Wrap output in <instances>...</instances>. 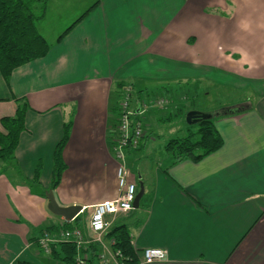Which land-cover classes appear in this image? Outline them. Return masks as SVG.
I'll list each match as a JSON object with an SVG mask.
<instances>
[{
	"label": "crops",
	"instance_id": "crops-1",
	"mask_svg": "<svg viewBox=\"0 0 264 264\" xmlns=\"http://www.w3.org/2000/svg\"><path fill=\"white\" fill-rule=\"evenodd\" d=\"M61 1L76 18H58L63 30L53 40L41 32L49 52L8 80L0 70V132L3 118L27 106L14 162L0 166V264H65L37 244L41 230L57 234L67 222L48 209V190L60 205H82L87 223L97 203L118 196L110 108L119 82L150 100L204 80L243 94L234 112L244 111L215 120L221 148L200 161L154 159L145 153L148 132L126 158L145 187L140 204L108 219L129 227L139 261L146 248L166 251L146 264H264V0H92L82 9ZM68 123L64 170L52 188Z\"/></svg>",
	"mask_w": 264,
	"mask_h": 264
},
{
	"label": "trees",
	"instance_id": "trees-1",
	"mask_svg": "<svg viewBox=\"0 0 264 264\" xmlns=\"http://www.w3.org/2000/svg\"><path fill=\"white\" fill-rule=\"evenodd\" d=\"M47 0H0V70L4 78L8 80L12 72L32 61L44 57L50 50V44L38 29V21L41 20L46 13ZM68 28L59 40L72 28ZM115 100L110 108L114 115L112 125V136L115 134L116 120L119 110V97L121 89L124 87L123 82L116 85ZM237 108L225 107V113L217 115L219 112H207L213 114L211 118L202 119L198 124V128L194 132H190L183 138L171 139L166 144L167 153L171 154L174 163L185 159L200 161L203 158L218 151L222 146V138L215 127V120L229 113H238L245 110L241 106ZM221 110V109H220ZM27 111L26 104L19 105L16 115L13 117H5L1 120L6 133L0 132V160L6 165H10V160L15 159V150L18 146L20 136L25 130V115ZM70 124L64 127V135L58 143L55 151V167L52 188H56L60 183L61 174L64 170L62 161V151L68 140L70 132ZM1 171V170H0ZM39 173L36 174L38 179ZM81 215L77 216L73 222H64L61 229L55 234L58 236L62 230L73 229L75 227L85 228L81 223ZM53 226L46 227L41 230L42 235L53 230ZM51 233V232H50ZM53 234V233H52ZM39 238L37 244L39 249ZM106 238L114 240L112 248L119 249L125 257L130 258L128 264H138V257L132 245V235L126 224L113 225L109 228ZM33 240V238H32ZM36 243V239H35ZM42 251V249H41ZM102 246L99 242L91 241L81 254L87 255V264H102L100 255ZM50 256L55 261L64 262L65 264H76L77 257L80 254L74 242H60L51 245ZM17 264H29L26 261H19Z\"/></svg>",
	"mask_w": 264,
	"mask_h": 264
},
{
	"label": "built area",
	"instance_id": "built-area-1",
	"mask_svg": "<svg viewBox=\"0 0 264 264\" xmlns=\"http://www.w3.org/2000/svg\"><path fill=\"white\" fill-rule=\"evenodd\" d=\"M133 90V86L130 84L121 89L115 134L112 136V150L115 157L120 161L118 196L95 205L87 223V233L84 229L75 227L62 230L58 236L50 232L43 234L39 238V246L45 253H50L53 243L74 242L80 252L76 264H87V255L81 254V251L91 241H95L102 246L100 255L102 264H128L130 258L125 257L121 250H114L112 245L115 241L106 242L104 234L111 227L109 215L116 216L131 212L134 209V201L139 191L137 181L126 164L128 152L139 149L145 136L144 123L140 116L142 108L135 104ZM166 257L167 253L164 249L149 247L143 250L138 264L163 261Z\"/></svg>",
	"mask_w": 264,
	"mask_h": 264
},
{
	"label": "rangeland",
	"instance_id": "rangeland-1",
	"mask_svg": "<svg viewBox=\"0 0 264 264\" xmlns=\"http://www.w3.org/2000/svg\"><path fill=\"white\" fill-rule=\"evenodd\" d=\"M72 3L78 2L76 7L80 9L90 4L92 0H71ZM66 4L61 0H50L48 3L49 12L46 19L39 26L40 32L46 35L49 40H53V36L60 34L63 30L60 27L62 22H70L76 18L73 8L63 6ZM61 21H57V19ZM135 96H137L135 94ZM243 94L234 88L219 87L210 84L204 80L202 85L196 82H183L179 85H172L167 91L158 92V95L150 100L145 96H138L135 104L142 108L141 118L144 123L145 135L151 134L145 153L154 159L161 158L167 153L165 145L173 138H183L190 132H194L198 128V124L189 123L187 117L188 112L197 110L201 112H217L221 114L225 112V107L236 106L238 97ZM239 106V104H237ZM243 104H241L242 106ZM221 109V110H220ZM165 119V120H164ZM168 119V120H167ZM170 119V120H169ZM150 121L149 126L147 122ZM153 121V122H151ZM152 137L155 140H152ZM14 160H10L13 163ZM3 165L0 160V166ZM131 168V162L128 163ZM3 167V166H1ZM135 169V168H133ZM1 170V169H0ZM7 172L13 173L12 170L6 169ZM17 176V175H15ZM89 221V220H88ZM81 223L87 225V215L82 218Z\"/></svg>",
	"mask_w": 264,
	"mask_h": 264
},
{
	"label": "water",
	"instance_id": "water-1",
	"mask_svg": "<svg viewBox=\"0 0 264 264\" xmlns=\"http://www.w3.org/2000/svg\"><path fill=\"white\" fill-rule=\"evenodd\" d=\"M239 110V109H238ZM234 111V110H233ZM225 113V112H224ZM220 115V112L216 113ZM213 114L207 112H201L197 110H192L188 112V121L189 123H198L202 119L211 118ZM145 193V187L142 180L139 182V191L134 201V207H138L140 201ZM46 198L48 199V209L55 215L62 216L65 221L72 222L77 216L83 212L84 207L82 205H69L63 206L60 205L55 197L54 191L52 189L46 192Z\"/></svg>",
	"mask_w": 264,
	"mask_h": 264
}]
</instances>
